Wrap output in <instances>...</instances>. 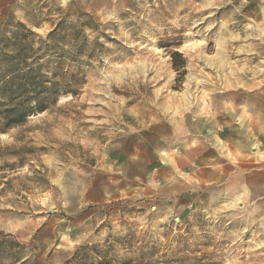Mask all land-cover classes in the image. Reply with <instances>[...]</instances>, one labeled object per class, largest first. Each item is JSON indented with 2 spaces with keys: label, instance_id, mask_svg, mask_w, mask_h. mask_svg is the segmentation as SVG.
<instances>
[{
  "label": "rangeland",
  "instance_id": "374dc122",
  "mask_svg": "<svg viewBox=\"0 0 264 264\" xmlns=\"http://www.w3.org/2000/svg\"><path fill=\"white\" fill-rule=\"evenodd\" d=\"M0 48L60 90L0 132V264H264V0H0Z\"/></svg>",
  "mask_w": 264,
  "mask_h": 264
},
{
  "label": "trees",
  "instance_id": "16d2710c",
  "mask_svg": "<svg viewBox=\"0 0 264 264\" xmlns=\"http://www.w3.org/2000/svg\"><path fill=\"white\" fill-rule=\"evenodd\" d=\"M60 27L53 31L48 40L51 42L58 35ZM16 47L26 41V37L14 38ZM2 48H0V53ZM0 64V103L2 100L8 101L10 108L0 113V121L5 120V124L0 122V132H5L14 126L25 122L26 118L35 113H42L51 105L57 103L60 95L59 84L46 87L42 78H37L33 71L23 73L21 65L26 64L28 54L21 48L15 55L3 56ZM32 102V103H31ZM29 104V105H28ZM5 114L4 116H2ZM107 264V263H100Z\"/></svg>",
  "mask_w": 264,
  "mask_h": 264
}]
</instances>
